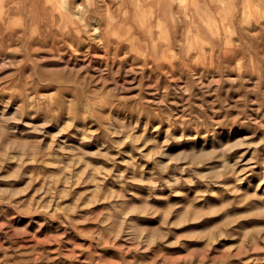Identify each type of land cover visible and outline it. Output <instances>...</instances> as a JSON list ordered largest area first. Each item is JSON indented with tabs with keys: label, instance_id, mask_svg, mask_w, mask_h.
Wrapping results in <instances>:
<instances>
[{
	"label": "rangeland",
	"instance_id": "374dc122",
	"mask_svg": "<svg viewBox=\"0 0 264 264\" xmlns=\"http://www.w3.org/2000/svg\"><path fill=\"white\" fill-rule=\"evenodd\" d=\"M0 264H264V0H0Z\"/></svg>",
	"mask_w": 264,
	"mask_h": 264
},
{
	"label": "bare ground",
	"instance_id": "6f19581e",
	"mask_svg": "<svg viewBox=\"0 0 264 264\" xmlns=\"http://www.w3.org/2000/svg\"><path fill=\"white\" fill-rule=\"evenodd\" d=\"M64 5V4H63Z\"/></svg>",
	"mask_w": 264,
	"mask_h": 264
}]
</instances>
